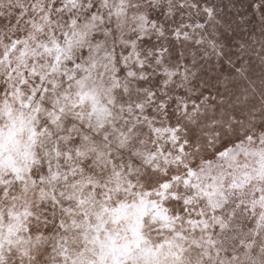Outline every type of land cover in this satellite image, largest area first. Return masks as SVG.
<instances>
[{
    "label": "snow or ice",
    "instance_id": "6c2138e0",
    "mask_svg": "<svg viewBox=\"0 0 264 264\" xmlns=\"http://www.w3.org/2000/svg\"><path fill=\"white\" fill-rule=\"evenodd\" d=\"M0 264H264V0H0Z\"/></svg>",
    "mask_w": 264,
    "mask_h": 264
}]
</instances>
